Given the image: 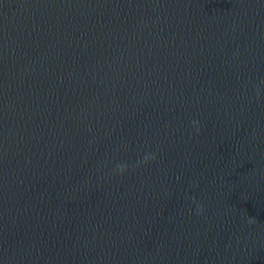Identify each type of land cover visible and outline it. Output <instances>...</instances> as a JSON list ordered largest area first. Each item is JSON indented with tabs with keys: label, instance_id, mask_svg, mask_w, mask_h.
<instances>
[{
	"label": "water",
	"instance_id": "95a60500",
	"mask_svg": "<svg viewBox=\"0 0 264 264\" xmlns=\"http://www.w3.org/2000/svg\"><path fill=\"white\" fill-rule=\"evenodd\" d=\"M0 264H264V0H0Z\"/></svg>",
	"mask_w": 264,
	"mask_h": 264
},
{
	"label": "clouds",
	"instance_id": "9594fccd",
	"mask_svg": "<svg viewBox=\"0 0 264 264\" xmlns=\"http://www.w3.org/2000/svg\"><path fill=\"white\" fill-rule=\"evenodd\" d=\"M256 99L259 101L260 99V90L259 88L256 89ZM193 124V126H196L198 125V121L196 120H193L191 122ZM196 131H197V134L199 133V128L197 127L196 128ZM155 159V156L154 155H145L142 159V161L139 162V164H143V165H147L151 160H154ZM138 164V166H139ZM127 170V166L126 165H118L117 168H116V171L119 173V174H123L125 171ZM203 213V208L199 205H197V215H200ZM249 224H252V223H255L254 220H249L248 221Z\"/></svg>",
	"mask_w": 264,
	"mask_h": 264
}]
</instances>
